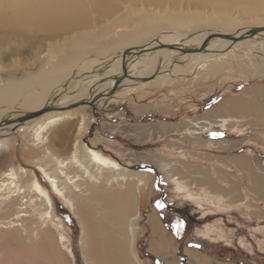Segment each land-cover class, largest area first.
Returning a JSON list of instances; mask_svg holds the SVG:
<instances>
[{"label":"rangeland","instance_id":"rangeland-1","mask_svg":"<svg viewBox=\"0 0 264 264\" xmlns=\"http://www.w3.org/2000/svg\"><path fill=\"white\" fill-rule=\"evenodd\" d=\"M94 4L99 8L90 9L87 18H82L78 10L74 24L61 29L57 35L44 32L42 38L30 41L26 50L18 49L14 45L16 42H12V46L6 45L0 63L9 66L3 70L18 74L16 69L21 67L31 72L40 70L37 59L30 53L41 50L44 54L50 48L53 54L55 49L57 51L51 59L54 64L56 55V62L48 70H56L61 65L71 66L70 58L75 54L82 61L75 67L73 75L89 73L106 59L112 61L128 46L136 45L135 39L140 33L150 37L162 31H234L240 25L239 30H242L245 23L260 22V16L264 14V0H96L85 5L86 9ZM237 22L240 25L235 26ZM8 26L0 15V38L4 40L12 37V28ZM30 34L28 37L32 38L34 34ZM235 52L237 57L230 61L233 66H226L216 73L185 72V76H189L186 79L179 73L184 72L181 67L188 65H182L176 69L178 77L174 80L185 79L186 83L157 86L153 83L158 78H154L130 96L116 93L100 110L91 105L82 107L93 121L82 139L84 145L131 171L146 173L153 182L152 196L140 221L144 235L137 245L144 264H168L170 259L149 252L151 226L148 218L152 212L157 213L168 236L173 237L179 264H189L187 250L206 255L213 264H264V196L258 192L251 173L238 167L232 171L228 168L227 172L216 171L215 177L222 188L221 185L214 186V182L207 184L204 181V172L207 175L214 164L228 166L221 157L232 161L233 157L248 156L255 162L259 159L264 165V131L254 123L258 119L256 114L249 112L248 117L247 113L230 117L222 126L213 127L204 134L194 132V126L205 123L228 98L225 106H221L225 111L237 97L248 96L250 101L253 100L256 89L264 85V79L256 75L254 65H263V52L256 51V59L241 50ZM240 60L250 64L254 73L239 74ZM13 62L21 64L14 68ZM147 71V67H143L141 75ZM8 72L4 74L5 78L11 75ZM244 75L247 78L244 79ZM31 79L33 82L28 85L32 89L39 88L35 77ZM250 117L253 119L248 120ZM73 121L62 123L51 134L50 148H55L53 152L63 157L73 149L77 119ZM164 124L178 126L181 131L161 135L160 128ZM22 131L17 127L11 136L15 139L13 146L0 151V172L14 164L31 174L43 189L49 190L54 213L61 222V240L71 264H88L82 248L84 232L72 206L54 190L42 166L26 159ZM235 144L239 145L232 150ZM34 153L39 154V151ZM178 169L182 171L177 173ZM258 170L263 172L261 167ZM176 186L181 191L176 192Z\"/></svg>","mask_w":264,"mask_h":264},{"label":"bare ground","instance_id":"bare-ground-1","mask_svg":"<svg viewBox=\"0 0 264 264\" xmlns=\"http://www.w3.org/2000/svg\"><path fill=\"white\" fill-rule=\"evenodd\" d=\"M95 2L96 0H0V15L7 21L8 27L12 28L11 38H0V60L6 45L16 42L14 45L18 49L26 50L30 46L29 42L42 38L44 32L57 35L61 29L74 24L78 18V10L82 13V18H87L89 10L99 8V5L94 4L87 9L85 5ZM260 18V22H251V25L245 23L242 30H239L241 25L237 22L235 26H240L234 31H162L150 37L140 33L136 36V45L128 46L112 61L106 59L89 73L76 71V75H73L75 67L82 61L75 54L70 58L71 66L61 65L51 71L56 55L54 64L51 59L57 50L53 54L50 48L44 54L41 50L30 53L37 59L36 65L40 69L34 72L21 67L22 69H16L19 74L6 71L11 75L5 78L6 72L3 69L9 64L4 66L0 63V151L13 146L15 139L11 136L17 127L23 130L26 159L42 166L54 190L72 206L84 232L82 248L88 264H144L137 248L139 238L144 235L140 221L154 187L146 173L131 171L84 145L82 139L93 121L79 103L83 102L85 106L93 104L96 110H100L116 93L122 92L130 96L154 78H158L153 83L157 86L162 83L188 82L185 79L180 82L174 80L178 77L176 69L182 65H188L181 67L184 72L179 73L186 78L185 72L212 74L226 66H233L230 61L237 57L235 51L238 50L252 58H255L256 51L264 54V14ZM30 33L34 34V38ZM29 34L32 38L28 37ZM245 34L250 35L243 40H234ZM222 36L231 37L226 39ZM204 43L206 48L202 52L187 53V48H200ZM161 45H176L181 51ZM238 63L239 74L254 73L250 64L241 60ZM262 64L254 65L256 75L264 79V58ZM12 65L16 67L14 62ZM143 67L148 69L145 75L140 72ZM32 77H35L39 88L32 89L28 85L33 82ZM243 78H247L246 75ZM257 90V98L264 100V85H260ZM241 98L232 100L226 108L227 112L224 107H220L216 118L209 115L205 123H197L194 132H209L213 127L222 126L230 117L248 113V109L256 114L258 119L254 123L264 131V103L253 102L248 106L242 101L245 99ZM44 108H50L51 111L28 118L31 113ZM75 119L77 129L73 149L63 157L53 152L55 148H50L51 134L62 123L71 124ZM175 131L181 130H178V126L165 124L160 128L161 135ZM237 145L239 144L231 149H235ZM36 151L39 154H35ZM232 159L238 168L251 173L258 192L264 196L262 162L259 159L255 162L248 156ZM257 167H261L263 172ZM180 170H176L177 173ZM48 191L31 174L24 172L22 167L13 164L0 172V264H71L61 240V222L54 213L52 194ZM175 191H181V188L176 186ZM148 221L151 226L150 254L170 258L168 264H179L174 239L168 236L157 213L152 212ZM187 255L189 264H213L206 255L196 250H187Z\"/></svg>","mask_w":264,"mask_h":264},{"label":"crops","instance_id":"crops-1","mask_svg":"<svg viewBox=\"0 0 264 264\" xmlns=\"http://www.w3.org/2000/svg\"><path fill=\"white\" fill-rule=\"evenodd\" d=\"M258 91V90H257ZM254 92V91H253ZM255 93V92H254ZM257 94H259V91H258V93L256 92V95ZM237 98H239V97H237ZM248 98V96H243V98H241V99H245V100H242L243 102H246V104L249 106V105H251V104H249V103H253V102H258V104H263L264 103V100H260L259 99V97L257 98V96L253 99V100H249V99H247ZM240 99V98H239ZM260 100V101H259ZM228 101H229V98H228ZM228 101H226V102H228ZM226 102L225 103H222L221 105H219V108L221 107V106H225V104H226ZM260 102V103H259ZM247 117L248 116H250V114L251 113H249L250 111H249V109L247 110ZM253 115V114H252ZM210 116H214V118H216V116H218L217 115V113H216V110L214 111V113L212 112L211 114H210ZM253 119V118H252ZM251 119V117L248 119V120H252ZM207 142V141H206ZM212 161L214 160L213 159V157L212 156H208ZM221 158H223L224 160V162L228 165V166H224V165H222V166H220V165H217L216 166V164H214V168L213 167H210L209 169V172L207 173V175H205V179L206 180H204L207 184H209V182L211 183V182H214L215 180V182H214V185H217V186H219V185H221L220 183H218V180L216 179V177H215V172L216 171H225V172H227V170H231L232 171V169H235L234 167H238V165L235 163V161L232 159V161H227V158L226 157H221ZM234 162V163H233ZM235 164V165H234ZM229 168V169H228ZM235 170H237V168L235 169ZM212 171V172H211ZM212 173V174H211ZM230 174V173H229ZM237 179H238V177H236ZM212 179V180H211ZM220 180H221V178H219ZM216 183V184H215ZM220 187H222V185L220 186ZM219 200H221V199H219ZM156 256V255H155ZM158 257H160V256H158Z\"/></svg>","mask_w":264,"mask_h":264},{"label":"water","instance_id":"water-1","mask_svg":"<svg viewBox=\"0 0 264 264\" xmlns=\"http://www.w3.org/2000/svg\"><path fill=\"white\" fill-rule=\"evenodd\" d=\"M259 30H261V29H259ZM263 30H264V28H263ZM250 34H245V35H243L240 39H234V40H243V39H246L248 36H249ZM217 37V36H216ZM222 37H224V38H226V39H229V37H231V36H222ZM161 47H164V48H171V49H175V50H180L179 48H178V46H176V45H161ZM205 48H206V44L204 43L200 48H187V53H199V52H202L203 50H205ZM137 49H134V51H136ZM181 51V50H180ZM125 55V54H124ZM79 105L80 106H84L85 105V103H83V102H80L79 103ZM93 104H91V106H92ZM49 111H51V109L50 108H44V109H42L41 111H38V112H35V113H31L29 116H28V118L30 119V118H34V117H37V116H40V115H42V114H44V113H46V112H49Z\"/></svg>","mask_w":264,"mask_h":264}]
</instances>
